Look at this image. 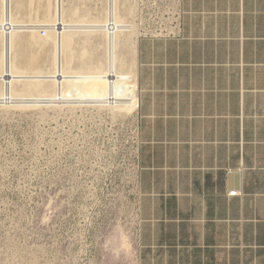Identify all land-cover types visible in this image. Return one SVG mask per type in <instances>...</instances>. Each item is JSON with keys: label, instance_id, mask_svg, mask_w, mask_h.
I'll return each instance as SVG.
<instances>
[{"label": "crops", "instance_id": "0c3cea01", "mask_svg": "<svg viewBox=\"0 0 264 264\" xmlns=\"http://www.w3.org/2000/svg\"><path fill=\"white\" fill-rule=\"evenodd\" d=\"M180 8L137 41L135 264H264V0Z\"/></svg>", "mask_w": 264, "mask_h": 264}, {"label": "rangeland", "instance_id": "374dc122", "mask_svg": "<svg viewBox=\"0 0 264 264\" xmlns=\"http://www.w3.org/2000/svg\"><path fill=\"white\" fill-rule=\"evenodd\" d=\"M42 1L13 0L15 20L29 26L22 35L45 37L51 29L45 10L47 4L57 9L58 0ZM60 2L66 23L110 10L109 0ZM122 4L137 14L141 0ZM3 6L0 0V15ZM140 35L122 37L123 46L136 49ZM104 42L91 36L86 64L74 61L72 69L104 62ZM82 44L77 38V51ZM19 46L17 41L15 50ZM40 62L27 66L18 55L16 64L25 72L39 69L49 75L50 61ZM70 97L53 105L0 104V264L136 262V110L120 113Z\"/></svg>", "mask_w": 264, "mask_h": 264}, {"label": "bare ground", "instance_id": "6f19581e", "mask_svg": "<svg viewBox=\"0 0 264 264\" xmlns=\"http://www.w3.org/2000/svg\"><path fill=\"white\" fill-rule=\"evenodd\" d=\"M60 1L53 12L47 5L45 18L51 29L42 37L35 32L29 36L22 35L29 26L15 20L13 10H9V3L11 6L13 1L5 0V17L0 21L3 40L0 81L4 83L0 91V104L18 103L22 106V103L45 102L53 105L77 95L82 103L90 102L92 105L110 107L115 112L133 113L138 109L139 102L137 47L125 48L122 37L140 35L138 24L134 22V8L124 6L122 0H115L108 13L104 12L98 18L76 19L74 23H66ZM72 14L78 16L75 10ZM57 20H60L59 27L56 26ZM93 35L105 41L104 62L98 61L87 70L81 67L73 70L71 65L74 61L83 66L86 64L87 44ZM77 38L83 40L79 51L75 48ZM17 41L21 49L15 50ZM18 55H22L23 63L32 67H37L41 59L46 58L50 61L49 75H43L39 69L25 72L21 68L23 66L16 64ZM20 86L19 92L17 88Z\"/></svg>", "mask_w": 264, "mask_h": 264}, {"label": "built area", "instance_id": "2783aa9c", "mask_svg": "<svg viewBox=\"0 0 264 264\" xmlns=\"http://www.w3.org/2000/svg\"><path fill=\"white\" fill-rule=\"evenodd\" d=\"M115 0H109V8L114 6ZM135 0H131L134 4ZM138 3V2H137ZM181 0H141L134 19H139L141 36L164 37L178 32L181 19ZM137 17V18H136ZM135 22V21H134ZM241 192L230 191V196Z\"/></svg>", "mask_w": 264, "mask_h": 264}]
</instances>
